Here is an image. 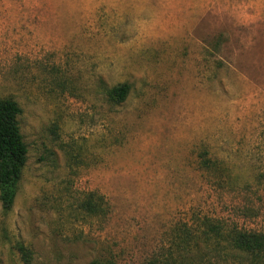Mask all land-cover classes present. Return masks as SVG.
Here are the masks:
<instances>
[{"label":"rangeland","instance_id":"rangeland-1","mask_svg":"<svg viewBox=\"0 0 264 264\" xmlns=\"http://www.w3.org/2000/svg\"><path fill=\"white\" fill-rule=\"evenodd\" d=\"M6 96L27 160L0 264L16 240L33 264H148L205 216L264 230V0H0ZM92 190L102 220L78 211Z\"/></svg>","mask_w":264,"mask_h":264},{"label":"trees","instance_id":"trees-1","mask_svg":"<svg viewBox=\"0 0 264 264\" xmlns=\"http://www.w3.org/2000/svg\"><path fill=\"white\" fill-rule=\"evenodd\" d=\"M130 85L121 82L105 87L106 98L114 103L125 100ZM21 107L11 96L0 97V204L8 212L18 188L22 169L27 160V145L20 131L18 117ZM264 138V127L262 130ZM205 152L198 154L200 166L211 168L214 161L206 158ZM78 211L85 217L102 220L108 212L103 194L95 190L85 192L78 202ZM19 264H33V251L16 240L13 243ZM170 258H152L148 264H200L209 257H230L239 264H264V230L245 229L236 224L225 225L219 219H202L199 228L178 227L174 237ZM88 264H113L109 258H95Z\"/></svg>","mask_w":264,"mask_h":264}]
</instances>
